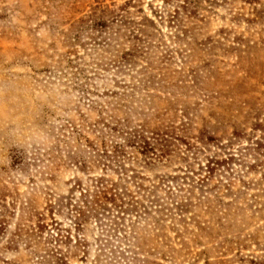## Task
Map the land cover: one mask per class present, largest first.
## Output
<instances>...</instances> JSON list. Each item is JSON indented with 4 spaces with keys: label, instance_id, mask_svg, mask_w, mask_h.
Segmentation results:
<instances>
[{
    "label": "rangeland",
    "instance_id": "374dc122",
    "mask_svg": "<svg viewBox=\"0 0 264 264\" xmlns=\"http://www.w3.org/2000/svg\"><path fill=\"white\" fill-rule=\"evenodd\" d=\"M67 1L70 0H0V264H50L48 258L38 259L43 244H37L34 213L50 218L48 206L52 200L55 221L63 228H74V214L69 216L64 207L71 199L73 204L80 201V191L74 189L75 179L87 184L88 176H84L82 168L64 165L48 154L57 152L58 119L74 117L73 109L81 106L82 100L79 94L70 98L61 94L58 85L67 78L60 79L57 62L63 59L73 38L85 32L89 15L118 11L128 0H77L75 8ZM204 1L198 19L189 25L195 29L190 35L193 38L188 54H176L168 65L171 72L182 71L185 76L189 67L199 72L201 78L197 80L202 87L189 91L190 96L196 97L187 98L186 90L170 87L148 92L158 94L152 102L160 108L167 107L168 99L176 103L178 110L185 102L190 103L199 110L192 111L198 115L194 128H204L223 140L219 146L216 142L207 147L209 150L199 162L160 164L143 172L151 180L147 184L177 194L179 186L185 190L189 187L191 178L195 184L199 182L196 174L202 173L201 167L207 164L205 156H233L237 160L232 166L234 177L238 179L239 174L250 185L240 196L236 180L232 193L224 192L222 200L204 194L203 204L199 194L192 199L188 213L181 208L172 213L164 211L163 230L144 215L151 210L142 208L139 215L145 221L137 214L126 217L137 222L139 229L133 234L134 239L123 240L122 248L144 257L153 254L149 257L153 264H207L205 257L198 256L202 248L209 251L210 264H264V12L249 22L245 16H238L251 10L246 0ZM258 4L257 8L264 11V0H258ZM180 6L184 7L183 0H132L128 13L134 17L135 31L150 32L155 35L153 40L169 43L167 36L175 31L170 22ZM128 45L125 42L122 47ZM147 57L141 56L137 69L147 66ZM46 66L50 72L35 75ZM157 72L152 71L151 75ZM139 92L147 95L144 90ZM234 131L240 135L234 137ZM20 148L26 149L29 158L24 169L13 165L12 160ZM44 160L52 161L42 163ZM47 172L51 177L44 174ZM207 188L205 192H209ZM199 190L197 186L196 192ZM158 195L165 197L163 191ZM152 209V216L159 219L157 211L163 214V210L156 206ZM194 218L209 229L199 231L204 235L200 245H185L181 221L194 223ZM125 227L129 231L130 222ZM117 235L122 237L121 233ZM81 236L89 244L87 254L72 257L70 264L111 263L99 256L104 230L96 220L84 226ZM184 237L188 239L190 235ZM133 245L142 247L135 249ZM58 249L67 254L66 246Z\"/></svg>",
    "mask_w": 264,
    "mask_h": 264
},
{
    "label": "trees",
    "instance_id": "16d2710c",
    "mask_svg": "<svg viewBox=\"0 0 264 264\" xmlns=\"http://www.w3.org/2000/svg\"><path fill=\"white\" fill-rule=\"evenodd\" d=\"M203 1L183 0L184 7L177 8L175 17L170 22L175 31L167 36L169 43L153 40L155 35L150 32L135 31L134 17L128 13L132 0L126 1L118 11L109 10L104 11L102 15H89L85 20V32L73 38V43L68 46L63 59L57 62L60 79L67 78V81L58 85L63 91L61 94L68 98L79 94L78 98L82 100L81 106H74V117L58 119L60 135L56 141L57 152L50 151L48 154L64 165L69 163L79 170L82 168V173L88 177L87 184L78 178L75 179L74 189L80 191V201L73 204L71 199L64 207L69 216L70 213L74 214V228H63L55 221L52 200H49L51 205L48 206L50 218L46 219L44 214L34 213L37 244H43V252L38 259L48 258L50 264H70L72 257L80 254L84 257L89 244L81 236V232L84 226L96 220L104 230V238L99 240L103 246V249H100L101 258L109 260L110 264H153L149 259L153 254L144 257L136 251H129L131 255L123 251V240L134 239L133 234L139 229L137 222L126 217L131 218L137 214L139 219H143L145 217L139 215V211L142 208L149 209L151 211L145 212L144 215L153 219L163 230L166 222L164 211L172 213L181 208L183 213H188L189 207L193 206L192 199L199 194L203 197L199 199L201 204L206 199L204 194L222 200L224 192H233L236 180L239 182L238 195L245 194L250 183L239 174L238 179L234 177L232 166L237 160L233 156H205L206 170L201 164L199 167L206 175L196 174L199 176V182L195 184V179L191 178L189 187L185 190L179 186L177 194L171 189L163 190L162 186L159 188V185L147 184L151 180L146 178L143 172L160 164L170 166L187 162V165H191L190 162H199L204 152L209 150L207 147L216 142L215 145L219 146L223 140L208 133L204 128H194L198 115L192 111L199 110L193 108L190 103L185 102L182 109L178 110L176 103L168 99L165 101L167 107L160 108L152 102L158 94L148 92L150 89L159 92L160 89L170 87L186 90L187 98L196 97L190 96L189 91L191 88L199 90V87H202L197 80L201 78L199 72L189 67L185 76L182 71L171 72L168 65L176 54H188L186 51L190 50L193 38L190 35L194 34L195 29L189 25L192 20L198 19L200 10L204 9ZM246 1L251 5V10L248 14L238 16H245L247 21L251 22L264 11L257 8L260 5L258 0ZM67 2L74 5V8L77 7V0ZM125 42L129 45L123 48ZM143 54L148 55L147 66L139 70L137 61ZM88 58L90 61L87 63ZM48 66L44 70L36 71L38 73L35 75L42 71L47 74L50 70H47ZM152 71L158 72L153 76ZM176 75H179L178 78ZM31 80L42 83L36 77ZM140 90H144L147 95L139 92ZM232 134L234 137L240 135L238 131ZM29 145L34 147L33 144ZM12 160H15L13 165L21 169L28 166L26 149H18ZM45 161L52 160H44L42 163ZM58 167L61 168L62 165ZM44 174L50 176L48 172ZM196 185L200 187V192H196ZM204 188L209 192H205ZM162 191L165 197L158 195ZM146 204H150V207L145 206ZM154 206L163 210V214L157 211L160 214L159 219L152 216ZM209 215L211 214H207V217L210 219ZM192 221L194 223L181 221L184 227L182 237L185 238V245L193 243L198 246L200 238L204 237L199 231H205L209 227L203 228L196 218ZM126 222L131 224L130 232L126 230ZM73 232L77 234L73 235ZM119 233L122 237L117 235ZM185 235L190 237L186 239ZM57 246H66L67 254ZM133 246L135 249L142 247ZM208 252L206 248H202L198 256L205 257L204 262L210 264Z\"/></svg>",
    "mask_w": 264,
    "mask_h": 264
}]
</instances>
